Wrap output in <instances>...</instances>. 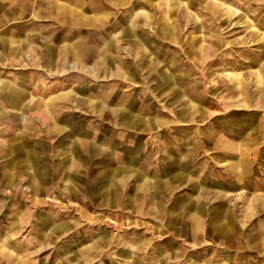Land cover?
Wrapping results in <instances>:
<instances>
[{
  "label": "rangeland",
  "instance_id": "374dc122",
  "mask_svg": "<svg viewBox=\"0 0 264 264\" xmlns=\"http://www.w3.org/2000/svg\"><path fill=\"white\" fill-rule=\"evenodd\" d=\"M262 140L264 0H0V264H264Z\"/></svg>",
  "mask_w": 264,
  "mask_h": 264
},
{
  "label": "crops",
  "instance_id": "0c3cea01",
  "mask_svg": "<svg viewBox=\"0 0 264 264\" xmlns=\"http://www.w3.org/2000/svg\"><path fill=\"white\" fill-rule=\"evenodd\" d=\"M7 44V42H6V40H5V38H4V40H3V45H6ZM175 90V89H174ZM183 99V98H182ZM190 100L188 99V100H185V102L187 103V102H189ZM183 107H184V109L185 108H189V105L188 106H185V105H183ZM191 108H189L190 110H193L194 109V105H191L190 106ZM232 117V116H231ZM229 123H231V122H226V123H224V127H227L228 128V130L230 131V132H232L233 134H236V135H239L240 134V132H241V130L243 129V127L244 126H242V123L241 122H235V123H233V124H236L237 126L236 127H234V128H236V129H234V130H231V128L229 127ZM262 141H264V140H262ZM259 143H261V141L259 140ZM262 145H264V144H262ZM261 157H264V152H261Z\"/></svg>",
  "mask_w": 264,
  "mask_h": 264
}]
</instances>
